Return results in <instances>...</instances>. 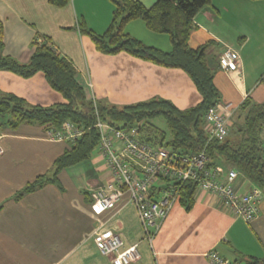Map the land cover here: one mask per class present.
<instances>
[{
  "label": "crops",
  "instance_id": "obj_1",
  "mask_svg": "<svg viewBox=\"0 0 264 264\" xmlns=\"http://www.w3.org/2000/svg\"><path fill=\"white\" fill-rule=\"evenodd\" d=\"M137 1L150 7L156 0ZM112 12L110 0H70L65 7H55L48 0H0L3 53L26 63L33 40L44 36L72 62L88 100L122 107L160 98L179 110L196 106L201 97L182 70L124 52L102 54L88 36L79 33L80 21L94 33H104ZM193 23L188 44L196 48L211 42L205 54L214 69L220 103L231 104L233 113L246 97L264 102V0H210L197 11ZM124 31L147 46L161 51L171 48L168 36H157L139 19L127 23ZM225 48L239 56L234 71L224 72L217 66ZM0 93L33 106L65 102L41 73L24 79L0 71ZM47 130L37 124L0 129V264H111L93 243L96 232L106 231L118 234L124 246L137 245L140 259L135 264H211L205 257L211 251L229 264H244L249 258L263 264L264 200L258 216L247 224L224 212L216 196L195 190L192 207L185 210L176 204L150 244L144 240L132 204L121 202L94 215L90 195L110 179L96 151L58 174L60 188L47 184L15 199L25 184L48 174L53 161L69 146L47 138ZM248 186L237 179L239 193Z\"/></svg>",
  "mask_w": 264,
  "mask_h": 264
},
{
  "label": "trees",
  "instance_id": "obj_2",
  "mask_svg": "<svg viewBox=\"0 0 264 264\" xmlns=\"http://www.w3.org/2000/svg\"><path fill=\"white\" fill-rule=\"evenodd\" d=\"M69 1L48 0L55 7H65ZM110 1L114 8L106 31L96 34L80 21L77 25L79 33L88 36L95 49L102 54L124 52L164 68L182 70L192 81L201 100L196 106L185 110H179L160 98L122 107L88 100L76 80L72 62L48 38L37 36L33 40V49L26 63L5 55L0 41V71L24 79L41 73L49 87L65 101L46 107L33 106L15 95L0 93V129L14 130L23 124H37L50 129L64 122L82 129L80 138L68 143V148L53 161L51 171L25 184L14 198L19 199L47 184L60 188L58 174L67 167L89 159L91 153L95 152L98 132L94 124L99 119L121 129L140 123L144 141L180 155L205 152L211 165L234 171L238 178L250 185L242 194L251 188L259 191V210L264 200V102L255 103L246 97L229 116L227 133L222 139L209 138L203 119L210 107L221 104L220 94L213 83L214 69L207 62L205 54L211 42L192 48L188 40L195 29L193 17L210 0H156L150 7L143 6L137 0ZM137 19L143 21L149 31L167 35L170 50L161 51L147 46L125 33L124 26ZM159 117L165 121L168 138L151 123ZM167 184L168 181H158L154 188L159 189ZM195 190L193 182L182 185L178 204L185 210L192 207ZM244 264H259V260L249 258Z\"/></svg>",
  "mask_w": 264,
  "mask_h": 264
},
{
  "label": "built area",
  "instance_id": "obj_3",
  "mask_svg": "<svg viewBox=\"0 0 264 264\" xmlns=\"http://www.w3.org/2000/svg\"><path fill=\"white\" fill-rule=\"evenodd\" d=\"M238 64L239 56L230 48H225L218 58V67L224 72L236 70ZM231 113L229 103L217 104L205 112L203 119L210 139H222L226 135ZM140 125L121 129L96 120L98 143L95 151L109 171L110 179L90 195L89 206L94 215L111 210L121 202L132 204L144 240L150 244L169 212L178 204L182 185L193 182L196 190L216 196L221 209L234 219L247 224L255 220L260 199L256 188L239 193L234 171L211 165L203 151L180 155L146 142L142 139ZM81 134L82 129L70 122L46 131L47 138L66 143H73ZM2 153L0 147V155ZM158 181H168V184L156 189L154 185ZM93 243L111 264H135L140 259L137 245L124 246L122 239L113 232H96ZM205 257L211 264H229L214 251Z\"/></svg>",
  "mask_w": 264,
  "mask_h": 264
},
{
  "label": "rangeland",
  "instance_id": "obj_4",
  "mask_svg": "<svg viewBox=\"0 0 264 264\" xmlns=\"http://www.w3.org/2000/svg\"><path fill=\"white\" fill-rule=\"evenodd\" d=\"M109 1V0H108ZM112 3V2H111ZM91 4H92V2H91ZM113 8H114V6H113ZM90 10H88V12H89ZM87 12V13H88ZM263 31H264V28H263ZM154 36V35H153ZM157 36H166L167 37V35H165V34H160V35H157ZM149 38H150V40L151 41H153L154 40V37H152V36H150L149 35ZM155 38H157V37H155ZM145 41H149V40H145ZM149 43H152V42H149ZM156 43V42H155ZM211 47H216V45H213V46H211ZM156 128H158L159 130H161V131H163L165 134H166V137L168 138V129H167V127H166V124H165V121H164V119L162 118V117H159V118H155L154 120H152V122H151ZM264 137V136H263ZM143 231V230H142Z\"/></svg>",
  "mask_w": 264,
  "mask_h": 264
},
{
  "label": "water",
  "instance_id": "obj_5",
  "mask_svg": "<svg viewBox=\"0 0 264 264\" xmlns=\"http://www.w3.org/2000/svg\"><path fill=\"white\" fill-rule=\"evenodd\" d=\"M262 263L264 264V261Z\"/></svg>",
  "mask_w": 264,
  "mask_h": 264
}]
</instances>
